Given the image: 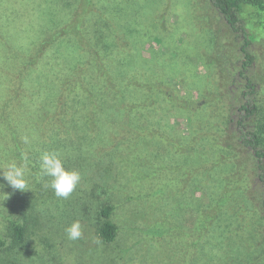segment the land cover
<instances>
[{"label":"rangeland","instance_id":"1","mask_svg":"<svg viewBox=\"0 0 264 264\" xmlns=\"http://www.w3.org/2000/svg\"><path fill=\"white\" fill-rule=\"evenodd\" d=\"M2 1L6 7L0 5V166L19 163L26 153L32 191H14L0 180L5 183L3 193L9 195L0 202V264H264V237L251 234L264 230V185L249 170L250 154L235 156L237 138L229 123L238 95L242 39L209 0ZM15 8H21V14ZM18 14L25 23L21 36ZM83 14L96 23L78 30ZM105 24L121 28L120 33L107 31L112 34L107 44L117 40L121 53L140 73L148 70L159 87L157 82L163 81L150 133L145 136L140 130L148 128L146 122L140 121L134 130L122 116L116 115L113 124L103 113L93 126L73 122L71 133L31 121L28 86L37 93L47 91L39 94L43 98L54 96L60 64L89 61V46L106 44L96 39L98 46L92 39L97 32L105 33ZM53 29L70 32L51 44L27 80H18L13 53H26L30 46L32 56ZM251 50L252 77L264 112V36ZM25 137L30 143L25 144ZM133 142L138 146L130 152L127 146ZM44 151L60 153L65 168L82 176L68 199L57 198L47 186L51 178L41 176L39 157ZM243 159L245 167L237 166ZM133 170L138 176L148 172L147 180L132 185ZM228 171L229 176L244 171L255 175L244 198L246 212L238 214L237 205L230 204L204 236L206 198L211 201L213 192H222L228 176L222 173ZM143 194L147 195L137 200ZM107 205L117 208L112 219L120 233L114 244L99 236V213ZM9 220L25 227L24 246L14 243ZM77 220L83 236L70 241L65 229Z\"/></svg>","mask_w":264,"mask_h":264},{"label":"trees","instance_id":"2","mask_svg":"<svg viewBox=\"0 0 264 264\" xmlns=\"http://www.w3.org/2000/svg\"><path fill=\"white\" fill-rule=\"evenodd\" d=\"M13 2L11 1L12 4ZM209 2L219 12L223 21L232 32L242 39L240 47L242 59L236 79L238 81L235 84L237 85L236 92L238 95L234 111L233 113L231 112L229 117V123L234 125L235 138H237L236 147L233 151L235 156L242 154V151H244V155L246 153L250 154L253 165L251 168L249 167V170L252 174H258V179L264 185V112L258 101V97L261 94L259 85L252 77L255 56L251 50L252 45L259 42L264 36V0H209ZM5 4L6 2L0 1V5L6 7ZM15 9L17 11L21 10V8ZM18 13L21 14L19 11ZM2 18L3 16H0V21ZM21 18L23 16L19 15L16 19L17 21H15L21 27L18 36H21L20 34L24 32L25 23L20 20ZM80 19L81 21H77L79 25H76L78 30H85L91 23H96L90 15L83 14ZM82 24L85 26H82ZM109 29L118 30L120 33L121 28L105 24V33L97 32L95 34L96 38L92 35L95 44L96 39L102 40L106 44H102L101 48L95 45L89 46V53L91 54L89 61H76L73 66L60 64L61 67L57 74L60 86L56 84L53 92L54 96H46L48 95L46 94V97L43 98L39 96L43 90L37 93L34 91L36 89H32L34 88L33 86H28L29 89L26 93H28L27 96L29 97L28 105L31 121L43 122L48 128L59 132L71 133L73 122L82 123L84 121L86 124L93 126L98 123L96 119L103 113L108 118L107 122L112 120L113 124L116 123L113 120L116 115L122 116L128 127L134 130H138L137 125H139L140 121L146 122L148 128L142 129L140 127V130L143 131L145 136L150 133L153 107L157 104L156 94L161 91L160 87L163 81L159 80L157 82L160 85L159 87L152 81L151 76L147 74L146 71L148 70L140 73L139 69L133 65L134 61H128L127 57L121 53L117 40H114L112 44H107V40L112 36V34H106ZM69 30L53 29L49 31L48 37L39 43L38 51L35 50L32 56L30 55L33 49L30 46L27 47L26 53L15 51L11 59L16 61L15 71L18 80L21 78L27 80L31 74V68L39 64L40 61L37 60L42 57L57 38L68 34ZM261 32H263V35L258 37ZM96 45L99 46L100 44ZM27 58L30 61H26ZM66 71H68V74H66ZM22 84H20L21 87L24 86ZM43 92L44 94L45 92L47 93L45 90ZM34 97L35 99H30ZM32 109H35V111ZM254 121L257 122L255 126L253 125ZM139 136H141L140 131ZM131 144V146H127V150L129 149L130 152L132 149L136 150L135 145L138 146L137 142ZM132 154L136 155L137 152ZM241 162L237 166L245 167L244 162L246 160L243 159ZM229 173L228 171L222 174L227 176ZM148 176V172H142L138 176V170H133L131 184H142L147 180ZM254 176L248 175L246 171L242 172L241 176L235 173L228 175L224 179L222 192L219 194L213 192L210 196L211 201L206 198L202 226L204 236H207L216 223L217 218L224 215L223 212L230 204L234 203L237 205L238 214H245L246 205L244 198L247 190H249L250 180H254ZM236 177L237 179H235ZM240 178L242 179L238 180ZM144 195L147 194L137 197V200H140L139 198L141 197L143 198ZM260 208L261 219L264 222V197ZM116 209L115 205H107L99 213L103 219L99 228V236L106 244H114L120 233V228L112 219ZM244 221L245 218L242 222L244 223ZM9 222L13 231L14 243L24 246L26 243L25 227L12 220H9ZM199 231H201V228ZM245 231L250 234L248 228H245ZM251 234L263 235L264 237V230L262 228H260V231L251 230ZM2 246L3 244L0 242V247ZM250 248L251 245H249L247 250H251ZM118 250L120 256H123L122 250Z\"/></svg>","mask_w":264,"mask_h":264},{"label":"clouds","instance_id":"3","mask_svg":"<svg viewBox=\"0 0 264 264\" xmlns=\"http://www.w3.org/2000/svg\"><path fill=\"white\" fill-rule=\"evenodd\" d=\"M25 144L30 143L27 137L24 138ZM31 161L28 155L22 154L20 162L11 161L6 165L0 166V180L14 191H32L28 176L31 174ZM39 168L41 176L51 178L50 187L57 198L68 199L75 191L82 180V176L77 170H67L61 154L55 151H44L39 157ZM5 183H0V202L7 201L9 195L3 193ZM68 240L76 241L83 236V228L80 221H74L65 229ZM94 243L100 244L101 241L95 240Z\"/></svg>","mask_w":264,"mask_h":264}]
</instances>
